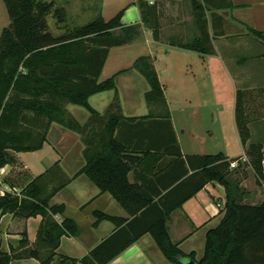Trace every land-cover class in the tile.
Here are the masks:
<instances>
[{"label": "trees", "instance_id": "trees-1", "mask_svg": "<svg viewBox=\"0 0 264 264\" xmlns=\"http://www.w3.org/2000/svg\"><path fill=\"white\" fill-rule=\"evenodd\" d=\"M2 1L10 23L0 34V169L11 168L3 183L14 189L9 176L18 167L15 155L42 149L51 125L58 124L83 139L85 165L79 173L100 193L110 194L130 220L95 213L94 225L108 220L115 224V232L81 260L57 254L61 238L76 237L79 230L71 219L59 225L53 218L62 215L65 208L51 206L50 201L70 181L56 174L60 168L55 164L19 194L0 196V215L13 214L23 220L42 218L35 247L29 248L23 232L16 249L5 252L0 248V264L24 258L37 259L41 264H108L146 234L173 264H183L185 260L194 264H264V203L242 204L238 190L232 191L228 180L230 164L239 158L228 161L222 154L182 156L163 85L150 58L140 57L132 66L149 86L146 103L158 108L148 116L125 118L121 113L115 77L127 70L98 81L110 49L130 44L140 35L138 26L122 25L124 10L108 21L97 16L84 26L54 37L46 18L52 14L57 23H64L62 8L54 9L53 3L38 0ZM138 6L144 23L156 15L155 6L149 7L143 1ZM191 7L199 37L192 44L178 46L209 54L212 46L205 12L233 6L230 0H191ZM152 29L156 40L155 24ZM249 32L264 39L262 32ZM105 91L115 95L106 116H100L88 99ZM252 96L236 92L234 117L244 153L256 174H260L262 146L247 145L251 133L246 106ZM67 105L86 109L89 120L80 125L66 110ZM130 173L134 183L129 181ZM213 182L224 188L225 204L220 222L205 234L203 256L197 261L194 252L184 254L172 243L167 222L173 212Z\"/></svg>", "mask_w": 264, "mask_h": 264}, {"label": "crops", "instance_id": "crops-1", "mask_svg": "<svg viewBox=\"0 0 264 264\" xmlns=\"http://www.w3.org/2000/svg\"><path fill=\"white\" fill-rule=\"evenodd\" d=\"M38 1L53 3L54 9L64 10L65 21L59 24L60 27L67 25V16L82 18L93 8L92 0ZM141 1L149 7H156V15L148 18L146 23L138 6ZM230 1L233 9L220 11L207 9L205 12L212 46L209 54H200L178 46V44H192L199 37L191 0H99L98 2L97 16L108 21L124 10L122 25L138 26L140 30L139 37L132 43L110 49L98 81L103 82L116 73L127 70L115 77L121 113L125 118L148 116L152 108L154 110L158 108L146 103L145 94L149 91V86L139 71L132 69V66L138 58L149 57L163 85L172 128L183 157L222 154L228 161L241 157L231 159L225 147L224 149L220 147L222 134L215 115L219 110L215 83L219 79L222 65L227 67L236 82L235 93L241 90L252 95V91L264 88V39H258L249 32V29H253L264 34V0ZM4 7L3 1L0 0V32L7 23H10L6 19L8 15ZM154 24L158 30L156 40L153 38ZM66 30H70L69 27ZM62 31L64 30H58V32ZM166 88L172 90L170 99L167 98ZM114 95L113 91L101 92L92 95L88 103L100 116H106ZM172 104L176 106V111ZM144 107L148 109L144 111ZM246 108L247 113L250 112L248 105ZM82 109L84 108L75 105L66 106L68 113L80 125H84L90 118V113ZM206 114L212 116L209 124L205 122L208 116ZM260 122L263 123V120ZM234 125L237 132L235 117ZM252 125L253 122L250 121L248 126L251 138L247 145L252 143ZM241 148L244 150L242 145ZM84 149L85 145L80 135L65 130L58 124H52L42 149L15 155L18 167H15L9 176L15 192L19 194L25 185L46 174L58 164L60 172L56 174L63 180L70 181L50 201L51 206L63 205L65 208L62 215H55L53 218L57 223H62L66 218L73 220L79 233L76 237H62L56 253L76 260L87 256L116 230L115 224L108 220L94 225L95 213L130 220V216L110 194L100 193L83 173H79L85 165ZM214 150H217L216 154ZM165 161L168 159L165 158ZM54 178L57 180L56 176ZM128 178L134 183L132 173ZM225 196V190L221 185L215 182L209 183L172 213L167 222L169 237L184 254L195 252L193 240L195 237L205 239L207 226L214 219L218 218L217 223L220 222L222 214L216 209V204L220 203L224 206ZM41 220L40 216L23 220L15 218L13 214L0 215V248L5 252H10L11 248L16 249L23 232L26 233L29 248H34ZM10 264H41V262L34 258H24L14 260ZM108 264L173 263L166 260L152 237L146 234Z\"/></svg>", "mask_w": 264, "mask_h": 264}, {"label": "rangeland", "instance_id": "rangeland-1", "mask_svg": "<svg viewBox=\"0 0 264 264\" xmlns=\"http://www.w3.org/2000/svg\"><path fill=\"white\" fill-rule=\"evenodd\" d=\"M92 2L93 8L84 17L75 19V17L69 15L67 16V25L63 27L59 26L57 18H54L52 14L51 16H48L46 21L51 34L54 36H61L67 34L74 28L84 26L94 20L98 15L97 7L99 0H92ZM6 19L9 20L7 17ZM8 25L9 23H7L4 28ZM68 27L70 30H66ZM60 29H63L64 31L58 32ZM227 72V67L225 68V66L222 65L219 73V79H217L215 83V96L218 95L219 97V110L216 111L215 115L221 126L220 133L222 134L220 147H223V149L225 147L227 155H229L231 159L241 156L239 161L236 162L235 167H230L231 173L228 176V180L233 186L232 191L235 189L238 190V201L242 204L259 205L264 203V88L252 91L253 96L249 98L250 101L248 102L250 110L249 119L253 122L251 142L262 146L263 161L261 163V173L256 174L250 165V159L245 155L244 150L241 148L238 135L235 130L234 105L236 101V93L234 87L236 82L232 79L231 74ZM166 89L167 98L170 99L172 90L169 88ZM210 92H212L211 89ZM247 99L248 96H246V100ZM172 107L174 111H176V106L172 104ZM147 109V107H144V111ZM152 111H154L153 108ZM207 115L208 114H206V116ZM211 118L212 116L209 114L205 118V122L209 124L212 120ZM260 120H263V123L260 122ZM225 141L226 143H224ZM215 151L217 150H214V153L216 154L217 152ZM221 211L222 210H220V212ZM217 221L218 218L214 219V221L207 226V230L215 228L218 225ZM193 247L196 260L199 261L203 256L204 239L195 237L193 240Z\"/></svg>", "mask_w": 264, "mask_h": 264}, {"label": "built area", "instance_id": "built-area-1", "mask_svg": "<svg viewBox=\"0 0 264 264\" xmlns=\"http://www.w3.org/2000/svg\"><path fill=\"white\" fill-rule=\"evenodd\" d=\"M236 165V162H232L230 164L231 168H234ZM11 168L9 166H5L3 168L0 169V196H3L5 193H11L14 194L15 190L11 189L8 185H6L5 183H3V179H5L9 172H10ZM224 206L222 207V205L220 203L216 204V209L220 212V210H223ZM59 225L61 224V222H58Z\"/></svg>", "mask_w": 264, "mask_h": 264}, {"label": "water", "instance_id": "water-1", "mask_svg": "<svg viewBox=\"0 0 264 264\" xmlns=\"http://www.w3.org/2000/svg\"><path fill=\"white\" fill-rule=\"evenodd\" d=\"M183 264H194V263H192V262H190V261H186V262H184Z\"/></svg>", "mask_w": 264, "mask_h": 264}]
</instances>
